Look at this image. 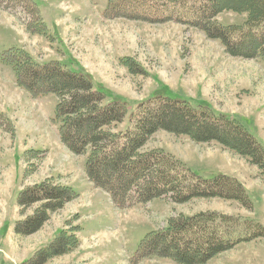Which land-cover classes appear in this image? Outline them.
Wrapping results in <instances>:
<instances>
[{
  "label": "rangeland",
  "instance_id": "1",
  "mask_svg": "<svg viewBox=\"0 0 264 264\" xmlns=\"http://www.w3.org/2000/svg\"><path fill=\"white\" fill-rule=\"evenodd\" d=\"M108 1L1 0L0 58L19 46L37 63L60 61L69 70L89 73L106 102L127 103L128 115L113 125L115 131L127 128L138 104L161 95L228 116L262 143L263 58L231 55L219 39L182 22L186 15L163 19L150 14L161 4L160 10L167 5L176 11L179 0H121L122 11L104 15ZM245 17L224 11L216 19L232 24ZM42 24L43 32L38 28ZM131 61L134 71L125 63ZM13 71L0 60V264H22L62 231L76 237L78 246L45 264H181L159 256L131 259L144 235L167 228V220L181 213L218 212L264 225V179L257 167L216 141L195 142L164 130L155 131L142 151L167 153L202 178L221 173L243 178L252 209L218 197L186 203L159 197L117 207L85 174L87 155L73 154L58 136L57 94L33 95L17 85ZM50 178L73 188L77 198L50 212L35 233L18 236L16 222L39 206L33 204L21 214L20 191ZM205 264H264V238L236 244Z\"/></svg>",
  "mask_w": 264,
  "mask_h": 264
},
{
  "label": "trees",
  "instance_id": "2",
  "mask_svg": "<svg viewBox=\"0 0 264 264\" xmlns=\"http://www.w3.org/2000/svg\"><path fill=\"white\" fill-rule=\"evenodd\" d=\"M120 1L109 0L104 15L122 11L124 0ZM161 1L168 3V0ZM152 2L153 5L159 3ZM179 2L181 5L176 11H171L167 5L160 10L161 4L157 12L150 11V14L163 19L175 14L186 15L187 19L182 22L201 29L209 38L219 39L231 55L264 60V0ZM33 4L38 11L36 2ZM224 11L246 17L239 23L223 24L216 17ZM45 27L42 24L39 31L43 32ZM0 60L13 67L17 85L33 95L57 94L59 100L54 119L59 123L58 136L73 154L87 155L85 174L94 186L103 188L110 195L117 207L123 209L159 197H168L177 203H186L195 197H218L252 209L247 189L237 178L223 173L211 179L202 178L180 159L162 151L141 149L157 130L186 134L195 142L216 141L257 167L264 179V147L241 123L222 114L216 115L204 106L192 107L185 100L159 95L138 104L137 110L130 115L127 128L115 131L113 125L128 115L127 103L106 102V95L95 88L89 73L69 70L60 61L37 63L19 46L4 51ZM125 63L134 71L132 61ZM136 73H140L139 67ZM74 198L77 194L73 188L57 184L53 178L23 188L17 201L22 208L21 214L24 208L36 203L39 206L16 222L15 234L35 233L49 219L50 212L59 210ZM167 223V228L144 235L131 263L144 257L159 256L181 264H205L236 244L264 238L263 224L218 212L194 216L181 213ZM78 243L76 237L62 231L22 264H45L51 257L77 247Z\"/></svg>",
  "mask_w": 264,
  "mask_h": 264
},
{
  "label": "crops",
  "instance_id": "3",
  "mask_svg": "<svg viewBox=\"0 0 264 264\" xmlns=\"http://www.w3.org/2000/svg\"><path fill=\"white\" fill-rule=\"evenodd\" d=\"M260 136H262V144H263V146H264V130L262 129V127L260 128ZM257 174H259V170H258V173ZM244 185H245V187H246V183H245V181L243 180V178L241 179H239Z\"/></svg>",
  "mask_w": 264,
  "mask_h": 264
}]
</instances>
